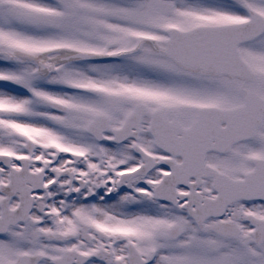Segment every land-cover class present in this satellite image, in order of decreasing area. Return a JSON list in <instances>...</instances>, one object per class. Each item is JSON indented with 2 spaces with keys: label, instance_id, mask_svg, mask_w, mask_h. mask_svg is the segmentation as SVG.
Here are the masks:
<instances>
[{
  "label": "snow or ice",
  "instance_id": "snow-or-ice-1",
  "mask_svg": "<svg viewBox=\"0 0 264 264\" xmlns=\"http://www.w3.org/2000/svg\"><path fill=\"white\" fill-rule=\"evenodd\" d=\"M0 264H264V0H0Z\"/></svg>",
  "mask_w": 264,
  "mask_h": 264
}]
</instances>
